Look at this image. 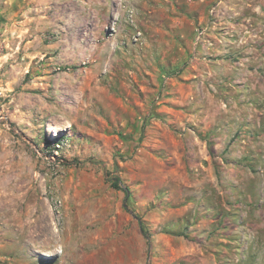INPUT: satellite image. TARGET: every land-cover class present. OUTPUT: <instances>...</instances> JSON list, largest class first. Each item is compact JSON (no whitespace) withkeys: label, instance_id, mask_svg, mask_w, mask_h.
<instances>
[{"label":"rangeland","instance_id":"374dc122","mask_svg":"<svg viewBox=\"0 0 264 264\" xmlns=\"http://www.w3.org/2000/svg\"><path fill=\"white\" fill-rule=\"evenodd\" d=\"M0 264H264V0H0Z\"/></svg>","mask_w":264,"mask_h":264},{"label":"trees","instance_id":"16d2710c","mask_svg":"<svg viewBox=\"0 0 264 264\" xmlns=\"http://www.w3.org/2000/svg\"><path fill=\"white\" fill-rule=\"evenodd\" d=\"M119 179H116V180H114L113 182H112V186L113 187H115V188H121L120 186H119ZM143 227V226H142Z\"/></svg>","mask_w":264,"mask_h":264}]
</instances>
